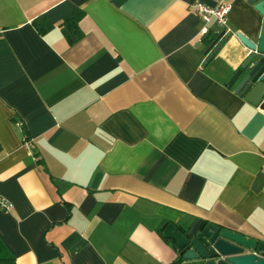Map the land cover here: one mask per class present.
Masks as SVG:
<instances>
[{
  "label": "crops",
  "instance_id": "1",
  "mask_svg": "<svg viewBox=\"0 0 264 264\" xmlns=\"http://www.w3.org/2000/svg\"><path fill=\"white\" fill-rule=\"evenodd\" d=\"M195 3L216 0H0V245L15 264H192L163 231L196 221L264 243V109L227 87L249 54L235 34L257 43L264 17L232 0L206 62Z\"/></svg>",
  "mask_w": 264,
  "mask_h": 264
},
{
  "label": "water",
  "instance_id": "2",
  "mask_svg": "<svg viewBox=\"0 0 264 264\" xmlns=\"http://www.w3.org/2000/svg\"><path fill=\"white\" fill-rule=\"evenodd\" d=\"M245 1L264 17V0ZM212 37L215 40L205 50L206 62L227 42L223 31L212 33ZM235 37L249 54L231 75L227 87H234L245 101L264 109V22L257 43L240 32ZM163 235L175 243L180 258L192 264H264V243L226 228L196 221L186 233L169 224Z\"/></svg>",
  "mask_w": 264,
  "mask_h": 264
},
{
  "label": "trees",
  "instance_id": "3",
  "mask_svg": "<svg viewBox=\"0 0 264 264\" xmlns=\"http://www.w3.org/2000/svg\"><path fill=\"white\" fill-rule=\"evenodd\" d=\"M82 17L83 12L81 10H75L62 19L61 23L59 24L62 35L69 45L75 44L83 36L78 26V23ZM32 25L40 34H44L52 28V24L44 16H40L39 18L35 19L32 22ZM214 40L215 37H212L211 32L202 37V42L205 44V48H207ZM0 264H15L13 257L5 250L2 245H0Z\"/></svg>",
  "mask_w": 264,
  "mask_h": 264
},
{
  "label": "built area",
  "instance_id": "4",
  "mask_svg": "<svg viewBox=\"0 0 264 264\" xmlns=\"http://www.w3.org/2000/svg\"><path fill=\"white\" fill-rule=\"evenodd\" d=\"M232 0H216L213 7H208L202 3H195L191 6L192 11L200 17L203 27L201 34L206 35L209 33V26L215 25L217 28L224 32V36L231 34V30L227 26L228 14L231 8ZM11 205L6 199L0 196V211L8 212Z\"/></svg>",
  "mask_w": 264,
  "mask_h": 264
}]
</instances>
